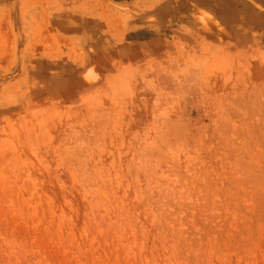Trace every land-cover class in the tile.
Wrapping results in <instances>:
<instances>
[{"label":"rangeland","instance_id":"374dc122","mask_svg":"<svg viewBox=\"0 0 264 264\" xmlns=\"http://www.w3.org/2000/svg\"><path fill=\"white\" fill-rule=\"evenodd\" d=\"M0 264H264V0H0Z\"/></svg>","mask_w":264,"mask_h":264}]
</instances>
